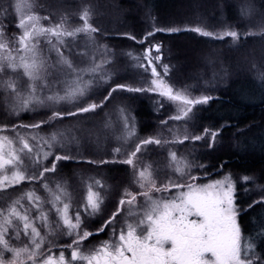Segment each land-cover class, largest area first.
<instances>
[{
  "label": "snow or ice",
  "instance_id": "obj_1",
  "mask_svg": "<svg viewBox=\"0 0 264 264\" xmlns=\"http://www.w3.org/2000/svg\"><path fill=\"white\" fill-rule=\"evenodd\" d=\"M87 3L83 0L77 25L53 12L41 15L34 2L0 4V193L8 198L0 206V264H264V224L256 231L243 222L245 215L250 223L254 213L264 216V174L245 175L243 183L233 174L210 182L196 174L208 171L202 155L215 151L223 126L197 123L214 99L207 87L196 94L197 85L169 79L170 61L155 37L181 29L153 21L141 37L125 33L139 49L117 53L102 42ZM257 11L245 0L243 18L256 30L243 35L264 39V11L251 23ZM183 30L233 43L242 36L227 23ZM80 40L93 53L84 63L71 58ZM256 78L264 87V67ZM139 99L159 113L158 132H137L127 102ZM24 112L32 113L28 122ZM117 112L118 123L103 136L92 130L95 117ZM180 146H190L187 155H178ZM156 150L167 153L170 172L164 180L145 163ZM116 164L128 166L131 182L107 214L105 183L79 169ZM68 168L73 171L65 172ZM77 178L88 194L73 208L68 187ZM241 192L247 197L243 203Z\"/></svg>",
  "mask_w": 264,
  "mask_h": 264
},
{
  "label": "trees",
  "instance_id": "obj_2",
  "mask_svg": "<svg viewBox=\"0 0 264 264\" xmlns=\"http://www.w3.org/2000/svg\"><path fill=\"white\" fill-rule=\"evenodd\" d=\"M118 1H120V3L117 2L120 8L131 6L126 0ZM149 1L144 0L146 5L150 3ZM187 1L195 3L198 7L200 4L207 5V9L212 10L211 15L204 13L208 16L205 24L200 22L203 26L218 28L221 24L227 23L235 26L236 30L242 33L241 40L237 43H233L231 38L217 41L184 30L158 36L165 48L169 46L179 51L180 48L191 46L189 47L191 53L187 56L182 54L184 57L180 55L181 57L178 58L183 60H180L182 67L174 57L177 69L182 72V75L191 73L196 68L192 64V59L202 53L211 60L209 63L215 65L211 69L212 74H206L204 77L212 85L208 91L214 99L199 113L197 123L200 126L223 127L215 151L202 155L201 162L207 166L208 171L198 172V174L202 179L233 174L240 183H243L242 177L245 175L259 178L261 174H264V87H261V81L256 78V73L264 67V39L259 35H243L245 31L256 30L254 27H249L248 19L243 18L242 5L245 0ZM251 2L258 10L251 21L252 24H256L260 20V11H264V0H251ZM205 9L206 7L203 10L198 8L197 11L203 13L207 10ZM131 24L135 27L136 23ZM169 26L175 27L176 24ZM196 64L199 66L200 62ZM129 103L141 108L142 114L138 112L139 120L142 119L144 123L143 126L140 124L141 134L155 133L157 116L148 109L149 101L139 99L135 102L129 101ZM202 153H204L203 149L199 150L197 155ZM221 165L224 167L221 168ZM71 169H65V172L69 173ZM240 195L241 202H245L247 197L242 192ZM253 216L254 223L249 222V215L243 217V222L245 226L254 227L256 231H260L261 225L264 224V216L259 212L254 213ZM90 239L96 240L95 238Z\"/></svg>",
  "mask_w": 264,
  "mask_h": 264
},
{
  "label": "rangeland",
  "instance_id": "obj_3",
  "mask_svg": "<svg viewBox=\"0 0 264 264\" xmlns=\"http://www.w3.org/2000/svg\"><path fill=\"white\" fill-rule=\"evenodd\" d=\"M130 3L131 6H122L120 8L119 4L120 1L118 0H88L87 7H89L92 11L94 26H99L104 34L103 43L109 45L110 49L116 51L117 53L126 52V51H133L135 52L139 49L140 46L135 45L134 41L127 40L125 33H131L136 35L137 37H141L150 23L153 21L158 24L160 27L163 28H175L179 27L181 31L190 26H203L205 24V19L210 14L212 10L207 9V5L203 6L204 4H200L199 7L195 5V3H190L187 0H150L149 4H145L144 0H126ZM6 0H0V4L5 3ZM15 2V0H13ZM26 4L35 3L38 6V11L41 15L47 14L48 12H53L57 14V19L59 16H64L68 19L70 24L77 25L82 23L79 21V14L82 11L81 5L83 0H23ZM206 7V11L203 13H199L197 9H202ZM240 11V10H239ZM204 13H208L204 14ZM151 16V20L147 19V16ZM18 19V18H17ZM197 19V20H196ZM196 20V21H195ZM203 22V23H200ZM7 24L8 21H5ZM46 24V22H44ZM136 23L135 27H132L133 24ZM167 23V24H166ZM131 24V25H130ZM176 24L175 27H171L169 25ZM205 27V26H204ZM138 31H131L134 30ZM180 32V31H179ZM169 35L168 32H160L156 34L155 39L159 40L158 36L160 35ZM161 41V40H159ZM163 44V43H162ZM124 45V47L122 46ZM164 46V44H163ZM45 49V55L47 54V46L42 45ZM191 46L184 47V49L180 48L179 51H175L171 49L169 46L163 47V51L165 52L166 61H170V76L169 79L177 84H192L197 85L196 94H199L201 88L207 87V90L212 88L206 85L205 82L208 81L207 78H204L206 74L211 75V69L215 66L212 63H209L211 60L208 59L205 54L197 55V58L193 60V66L196 67L191 73H183L178 71L176 61L180 64V60L178 59L181 57L180 55H186L191 53ZM165 49L167 51H165ZM184 50V51H183ZM92 49L85 46L84 40H80V46L75 50L74 55L71 57L77 63H84L91 59L92 56ZM55 56V53H52ZM98 55V53H97ZM182 55V56H183ZM183 56V57H184ZM176 61H174L175 59ZM210 57V56H209ZM199 63V66H197ZM196 64V65H195ZM111 70H109L110 72ZM184 72V71H183ZM204 74V75H203ZM206 79V80H205ZM214 84V83H212ZM26 91V90H25ZM127 95V94H124ZM3 98L0 96V104H2ZM130 106L131 115L135 117L136 121V130L141 135L144 136L145 134H141V127L140 124L143 126L142 119L139 120V114L141 113L140 106L132 105L127 102ZM65 107H70V104H65ZM148 109L154 112L156 117V132L159 131L158 126V119L159 113L154 111L153 104L149 101ZM139 112V114H138ZM3 113H0L2 116ZM22 119L25 122H28L32 118V113L24 112L21 114ZM119 120V113H114L110 118L106 117L104 113H101L100 116L95 117L93 121L89 123L93 125V131L99 132L102 136L105 130H110V128L117 124ZM140 122V123H139ZM148 134V133H147ZM146 134V135H147ZM114 143V142H113ZM190 150L189 148H184V146H180V151L178 155L184 156L187 155ZM167 153L161 152L160 150L153 151L147 154L145 159V163H151L154 167V172L158 171L160 180H164L165 173L170 172V169L166 166L168 161L166 159ZM105 158H110L105 156ZM71 169L70 172H72ZM85 177L87 176H94L96 179H102L105 183L106 190L103 194L104 196V207L106 209V213L110 214L113 210V206L118 203V195L120 192L123 191L125 187L129 185L131 182V177L129 175L128 166L126 165H104L101 166V170L97 171L95 166H84L83 168L79 169ZM69 172V173H70ZM196 174L199 176L198 172ZM122 175V176H121ZM222 177L213 178V179H202L201 182H210L214 179H222ZM159 182V181H158ZM166 182V181H165ZM23 187V186H21ZM28 187H31L29 185ZM27 190V188L25 189ZM9 193H13V189L7 190ZM187 191V189H184ZM176 190H172V194H175ZM68 193L73 204V208L77 203H81L86 201L87 199V185L83 184L79 181V179H75L69 183ZM37 194L41 196H46V193H43L42 189L37 190ZM155 196L159 197L160 193H155ZM165 196H168L169 193H165ZM15 193H13V198ZM8 198L4 196V194L0 193V206H3ZM45 209L51 207L50 205L46 204ZM39 223V221H37ZM98 221L93 220L91 222V229L94 231L95 226L97 225ZM107 232V230H106ZM104 234V233H103ZM101 235V238L108 239L107 235ZM67 239V238H65ZM96 246L99 244V240L96 239L93 241ZM60 249H54L55 254L59 255ZM66 256L70 257V250L66 252Z\"/></svg>",
  "mask_w": 264,
  "mask_h": 264
},
{
  "label": "flooded vegetation",
  "instance_id": "obj_4",
  "mask_svg": "<svg viewBox=\"0 0 264 264\" xmlns=\"http://www.w3.org/2000/svg\"><path fill=\"white\" fill-rule=\"evenodd\" d=\"M103 233H101L100 235H102ZM104 235V234H103Z\"/></svg>",
  "mask_w": 264,
  "mask_h": 264
}]
</instances>
